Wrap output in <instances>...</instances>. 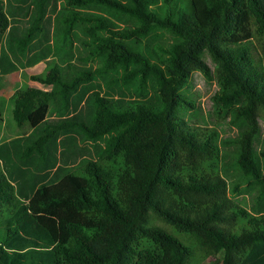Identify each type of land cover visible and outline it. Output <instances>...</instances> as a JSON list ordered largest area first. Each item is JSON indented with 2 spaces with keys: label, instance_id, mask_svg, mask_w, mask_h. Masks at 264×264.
<instances>
[{
  "label": "trees",
  "instance_id": "trees-1",
  "mask_svg": "<svg viewBox=\"0 0 264 264\" xmlns=\"http://www.w3.org/2000/svg\"><path fill=\"white\" fill-rule=\"evenodd\" d=\"M49 57L9 96L4 133L48 111L2 130L0 264H264V0H0V79Z\"/></svg>",
  "mask_w": 264,
  "mask_h": 264
},
{
  "label": "rangeland",
  "instance_id": "rangeland-1",
  "mask_svg": "<svg viewBox=\"0 0 264 264\" xmlns=\"http://www.w3.org/2000/svg\"><path fill=\"white\" fill-rule=\"evenodd\" d=\"M55 60V57H49L33 67L22 68L13 73L2 75L0 79V137L2 136V130L3 135L6 134V136L4 135L6 138L10 137L14 132L10 131L8 133H4L5 129H8L7 121L12 118L9 96H11L17 88L22 90H31L34 92L48 90L50 85L32 79L31 74L46 75L47 71L54 65ZM216 88L217 85L214 80H210L201 71H196L193 75L192 91L196 93L197 103L199 104L198 107L202 109H193V111H202L203 113L207 112L212 107L211 95L214 93ZM47 111V106L38 108L31 115L29 122L20 128L13 122L15 132L19 131L24 134L28 133L39 121L47 116ZM259 119L262 132H264V118L260 117Z\"/></svg>",
  "mask_w": 264,
  "mask_h": 264
},
{
  "label": "crops",
  "instance_id": "crops-1",
  "mask_svg": "<svg viewBox=\"0 0 264 264\" xmlns=\"http://www.w3.org/2000/svg\"><path fill=\"white\" fill-rule=\"evenodd\" d=\"M56 61V60H55ZM42 62V61H41ZM41 62H39V63H41ZM39 63H37L36 65H38ZM55 63V62H54ZM35 66V65H34ZM31 67H33V66H31Z\"/></svg>",
  "mask_w": 264,
  "mask_h": 264
}]
</instances>
